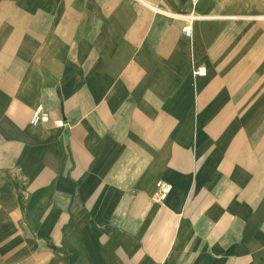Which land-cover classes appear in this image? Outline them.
<instances>
[{
	"label": "crops",
	"instance_id": "1",
	"mask_svg": "<svg viewBox=\"0 0 264 264\" xmlns=\"http://www.w3.org/2000/svg\"><path fill=\"white\" fill-rule=\"evenodd\" d=\"M0 264H264V0H0Z\"/></svg>",
	"mask_w": 264,
	"mask_h": 264
},
{
	"label": "built area",
	"instance_id": "2",
	"mask_svg": "<svg viewBox=\"0 0 264 264\" xmlns=\"http://www.w3.org/2000/svg\"><path fill=\"white\" fill-rule=\"evenodd\" d=\"M185 33L187 36H189L191 34L190 27L186 28ZM203 71H204L203 68H198V70H197L198 73H202ZM48 120H49L48 114L46 112L40 111L38 109L34 110L31 114V117H30V122L32 124H38L40 122H47ZM54 124L57 126H61L64 124V122L62 119H56V120H54ZM158 185L162 188L163 194H165L166 191L168 190V187L166 185H162L161 183H158Z\"/></svg>",
	"mask_w": 264,
	"mask_h": 264
}]
</instances>
